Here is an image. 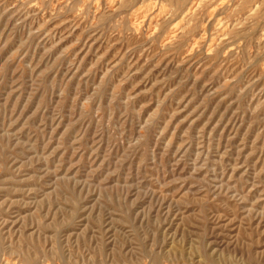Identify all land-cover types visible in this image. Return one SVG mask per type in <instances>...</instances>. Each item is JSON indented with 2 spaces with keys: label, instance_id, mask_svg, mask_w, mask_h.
Wrapping results in <instances>:
<instances>
[{
  "label": "rangeland",
  "instance_id": "rangeland-1",
  "mask_svg": "<svg viewBox=\"0 0 264 264\" xmlns=\"http://www.w3.org/2000/svg\"><path fill=\"white\" fill-rule=\"evenodd\" d=\"M0 264H264V0H0Z\"/></svg>",
  "mask_w": 264,
  "mask_h": 264
},
{
  "label": "bare ground",
  "instance_id": "bare-ground-1",
  "mask_svg": "<svg viewBox=\"0 0 264 264\" xmlns=\"http://www.w3.org/2000/svg\"><path fill=\"white\" fill-rule=\"evenodd\" d=\"M240 1V0H239ZM189 10V9H188ZM209 15V14H208ZM233 23V22H232Z\"/></svg>",
  "mask_w": 264,
  "mask_h": 264
}]
</instances>
